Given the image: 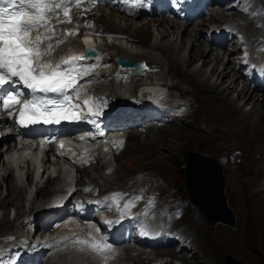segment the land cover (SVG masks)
Wrapping results in <instances>:
<instances>
[{"label": "rangeland", "instance_id": "rangeland-1", "mask_svg": "<svg viewBox=\"0 0 264 264\" xmlns=\"http://www.w3.org/2000/svg\"><path fill=\"white\" fill-rule=\"evenodd\" d=\"M110 11L107 10V12H104L102 10V13L105 15L107 13L115 15L116 23L115 18H113V21L111 23H106L111 27V30L113 28L112 23L118 25L120 29L127 28V24L129 20H131L130 17L127 18L121 15L115 9H113L111 12ZM99 12L101 13V11ZM102 18L104 21H106V18ZM150 19L152 18L135 17V19H133L132 21L133 23L135 22L136 25H140L141 23H144ZM177 23L179 22L177 21ZM206 23L203 24L202 30L204 31L207 28ZM192 28L194 27L187 26V30H191ZM153 34H158V30L155 29V33L149 31V33L144 35V38L142 39H134L131 37L128 38V36L126 35L116 38L106 36L101 40L99 39L98 43L105 46L104 48H106L111 55L125 56L121 53L128 52L135 55H140V57H143L142 59L147 60L149 64H158L161 67L160 73H165V79H160L159 76L157 78V81H161L163 85H171V95L183 93L184 95H187L191 101H193V112L195 111L194 113L192 112L193 115L187 117L185 122L183 119L181 121V123L183 124L179 123L175 126L163 127V129L167 131H162L163 133L165 132L167 136L169 135L168 137H170V135L172 134L173 139L174 132L176 133V130L172 129H179V132H181L180 137L182 139L185 138L184 140L187 139L188 145H186L180 153H178L175 148L165 147L162 149H158L156 151V154L147 156L144 155V152L147 148L143 146L141 147L142 150H140L139 153L134 151V142L136 141L137 137H134L133 135L137 132L130 131L128 132L129 135L127 133V145L120 154H115V157H113V155L111 154H108L106 157L103 156L98 162L99 164L93 165L97 166L98 168L86 169L76 174L70 168V166L60 160H58L57 164L55 163L54 165H52L49 170H44L43 173L42 167L39 168V171H37V165L40 162L41 156H36V147L34 148L33 144L31 148L27 150V152L29 153L27 156L29 159V168L30 171L33 172L26 177V163L23 162L22 158L18 159L15 157L19 155V153L16 152L15 149H10L11 146L17 141L12 137L9 138V140H7L5 143H3V141H0V202L3 201L4 198H8L9 202L11 201L16 203L17 201L15 199V193L21 192L23 194V204L19 210V215H16V211L12 208V206L9 205V207L7 208L5 219L2 221L3 213L2 209L0 208V232L20 229V227H22L21 221L23 219V216L26 214V216L24 217H30L36 211L35 209L33 213L29 212L30 201L33 197H36V183L39 178H41L40 183L41 181H44L47 174L53 169H55L56 171L55 173H53V175H59L58 178L53 180L54 183L50 188V190L52 189V191L62 187L64 190H66L65 184L69 183V179H67V177L69 178V175H74V177L76 175L75 178H79L80 182L83 183L86 182L87 179H91L93 183L100 184L101 187H105L106 189H113V187L122 186L125 187V184L130 181H134L132 185L140 181L146 182V180H149V178H151L152 181H157V177H159L161 179L159 182L162 181L159 190L163 193H165V191L168 192V194H164L165 197L170 196L169 192H175L176 194L174 195L180 196L191 205H189L190 208L178 221L175 227H182V229L192 237L191 238L190 236H187V238L191 240L190 243H192V248L181 253L180 251H176L175 248H169L168 250L170 251H168L167 249H163L154 251L155 254L161 252V254H170L173 256L174 250V253L177 255L176 258L179 259L174 261V263L176 264H224V254H229L235 259L246 264H264V193L261 194V192L263 191L262 189H264V164L260 168V165L258 163L253 164L249 162L251 158L258 161L262 160L259 157L264 158V155L258 153V151H260L264 154V119L255 127H252L250 125L249 122L254 118L256 119V111H253V108H251L252 102L249 100H247V104L245 105H242L243 102L241 99H238L237 101L238 104L241 105V108H243L242 110L249 113L247 117L237 115L227 118L228 116L226 111H220V113H222L219 115L214 113V110L211 111L212 108L215 107V104L213 102L209 104L208 100L203 98L204 90H197L196 83H194V80L189 79L190 74L188 73H191L194 70H203L201 71V73H205V75H207L210 67L208 66L200 69L201 60H196L190 63L185 46L182 47L179 53L181 56H184V64L182 66L178 65L177 68L175 67V69L173 70V68L168 67L167 64L163 65L162 62H166L164 61V59L170 60V56L165 54V52H161L160 50L152 47L151 41ZM170 38L172 40H175L176 37L171 36ZM199 39H201V42L203 41L201 36ZM216 51V49H213L211 52L215 54L217 53ZM211 54L210 57L212 56ZM222 56L226 61L223 59L220 62L219 66H222L223 63L230 65L229 60L226 59L225 53ZM126 57L129 58L128 56ZM172 64L176 66V63H174V61ZM180 68H183V70H178ZM184 70L188 71L187 74ZM184 75H188L189 82L183 79ZM214 80L215 77L214 79L210 78L209 81L212 82ZM228 81L229 80H227V82ZM235 86L236 88L238 86L240 87V80H237L235 82ZM103 90H111L112 92L122 93L128 91V88L120 89L115 87H105L103 88ZM252 93L256 94L254 92ZM231 96L235 97L236 92H233ZM262 98L263 97L261 96L260 100H262ZM250 110L252 111V113ZM219 116H222L221 120H218ZM181 119L182 118H179V120ZM204 123L210 126H206ZM157 130H159V128ZM249 133L252 134L253 138L257 140L258 147L253 145V147L246 152L245 148L232 144L235 138L240 139L241 142L245 143ZM144 136L145 135L142 134L141 139H146ZM146 136H148L147 133ZM169 139L171 138H167V140L161 143L160 146H165ZM32 141L33 140H31L30 142ZM189 150L212 156L217 159L218 162H224V165L222 166L225 179L224 194L226 196L227 205L230 207L235 216V224L233 226H229L223 223L210 225L203 218H201V214H199L198 212L199 210L197 211V208L194 207V205L188 199L184 188V182L186 179L185 153ZM235 150L243 151V155L240 156L242 158V161L235 163L229 162L228 164L224 161V158L227 159L228 155L234 153ZM165 155L167 157L171 156L173 159L167 158L165 159V164L159 163L155 165L156 157ZM49 161L52 162L53 159L49 158ZM103 163L109 164L110 167L115 171L112 174H108L105 176L103 171L105 172L106 170L101 169V164ZM2 164L8 165L7 168H9L10 170L9 175L11 177L6 174L7 177L5 179L3 178L4 174ZM100 170L102 171L100 172ZM140 171H148L147 174L149 175L145 176V178L134 180L133 176L131 175ZM153 173L155 176L153 175ZM120 176L122 177L120 178ZM153 176L155 180L152 178ZM45 183H47L46 185L50 186L48 181ZM46 185L44 186L45 189L47 188ZM9 186L12 187L11 195H7V188ZM149 187L150 184H146V189ZM252 192H257L260 198L255 199L252 195ZM47 196H49V198L51 199L53 197V192L42 194L41 196L37 195L38 198L42 199V201L37 202V204L44 206V202L46 200L45 198ZM195 221L196 224H194L193 226L192 222L194 223ZM190 251L193 254V257H190ZM137 252V250L132 249V251L129 252V259L128 257H126V260H128V262L124 264H131L139 259L143 260L144 264H149L150 259H145L147 255L136 256ZM179 257L185 260L183 261ZM57 259H59L60 264L92 263L91 260H89L88 255L75 253L72 251H69L67 254H60L59 256H57ZM171 263L173 264V262H170L169 264Z\"/></svg>", "mask_w": 264, "mask_h": 264}, {"label": "bare ground", "instance_id": "bare-ground-1", "mask_svg": "<svg viewBox=\"0 0 264 264\" xmlns=\"http://www.w3.org/2000/svg\"><path fill=\"white\" fill-rule=\"evenodd\" d=\"M143 1L144 2H149L151 4V6L155 7L156 9H158L159 3H160V0H143ZM250 1L252 2L253 6L258 7L261 0H250ZM211 3L212 2L210 0H207L204 3H202L199 8H204L207 5H211ZM105 4L107 5L108 2H106ZM219 9L220 8L217 7L216 11L219 10ZM247 9L249 10V9H255V8L248 7ZM102 10L104 12H107V10L108 11H110V10L112 11L113 8L109 7V8H102V9L99 10V11H101V13L98 12V14H97V16L95 18V22L96 23H100V25H97V30L98 31L122 34V35L128 36V38L131 37V38H134V39H137V38H141L142 39V38H144V35L149 33V31L155 33V29H156V30H158V34H153V36H152V41H151L152 47L155 48V49L160 50L161 52H165V54L170 56V60L163 58L164 61H166V62H162L163 65L167 64V66L168 67H172L173 70L175 69V67L177 68L178 65L182 66L184 64L183 63L184 56H181L179 53H180L182 47L185 46L186 49H187V54L189 56V62L190 63L193 62V61H196V60H201L200 69L203 68V67H208L209 66L210 69L208 70V74L207 75H205V73L204 74L201 73V71H203V70H201V71L200 70H194L191 73L188 72L187 70H184V71H186L185 72L186 74H187V72L190 74L189 75V79L194 80V83H196V85H197V87H196L197 90H204L203 98L207 99L209 104L212 103V102L215 104V107L212 108L211 111L214 110V113H216L217 115L222 113V112L220 113V111H226L227 112V116H228L227 118L232 117V116H237V115H240L242 117L243 116L247 117L249 113L244 112L242 110L243 108H241V105L238 104L237 101H238V99H241L242 102H243L242 105H245V104H247V100H249V101L252 102L251 108H253V111L254 110L256 111L255 112L256 113L255 114L256 115V119L255 118L252 119V121L249 122L250 125L252 127H255L257 124H260L262 122V120L264 119V90H260V89H252V90H250L243 83H241L240 87L238 86L239 88L238 87L236 88L235 82L237 80H239L240 76L237 73V71L234 70V64L231 65L230 58L229 57L226 58L227 60H229L230 65L229 64L227 65L226 63H223L222 66H219L220 62L224 59V57L220 56L218 51H216L217 53L213 54V52H211V51L214 49V47L205 44L204 41L201 42V39H199L200 36H201L202 40H203V37H204L201 34L202 28H203V24L206 23V21L211 22L210 20H206L205 18L201 19V20H197L194 25L190 26V27H194V28H192L191 30H187V25L186 24H182L180 21H178L179 23H177V20L169 19V18H166L164 16L152 18V19H150V20H148V21H146L144 23H141L140 25H136L135 22L133 23L132 20L135 19V17H130L131 20H129V22L127 24V28L120 29V27L118 25H115V24L112 23V27L113 28L111 30V27L109 25H107V24H109V23H111L113 21V18H115V15H113L111 13H109V14L107 13L105 15V14L102 13ZM238 12H239V9L235 8L233 10V12H232V15H230V18L234 19L235 21H238V19L234 18V15L237 14ZM198 14H199L198 11L193 13L192 18H194L196 16H199ZM102 17H104V19L106 18V21H104ZM127 18H129V17H127ZM237 18L245 20V18L242 15H241V17H237ZM258 19H259V23L258 24H264V16H259ZM115 23H116V18H115ZM241 25L243 26V28L247 32H252L253 30H256L258 28V25H255L254 23H251V22H248V21H247V24H246V21L241 22ZM158 28H160V29H158ZM171 36H173V37L175 36L176 37L175 40H172L170 38ZM91 40L95 42V39L92 38ZM129 40H131V39H129ZM121 54H123L125 56H128L129 58H131L132 60H135V61L140 60V59L143 58V57H140V55H135L133 53H128V52L127 53H123L122 52ZM210 54L212 55L211 57H210ZM171 59H172V61H171ZM108 60H110V59H108ZM173 61H174V63H176V66L172 64ZM156 63H159V62H156ZM181 69L183 70V68H180L178 70H181ZM128 70H130V69H123V68L114 69V71H115L114 78L112 77L111 79H108L107 82H109V83H107L106 85H109V86H107V87H115V88L118 87L120 89L128 88V92H131V91L135 92V90H137V88H136L137 85H138V87H140V86H144V85H147V84L148 85L153 84L152 81H151L152 79H150V78L149 79H145V81L142 80L143 82L140 81L142 83L139 82L140 77H144L145 76L144 78H147V75H148L147 73L149 71H147L143 76H140V75H137V74L134 75V76H131V75H133V73H131ZM112 71H113V68L110 69V73H112ZM114 71H113V73H114ZM121 74H126L127 78L121 79V77H122ZM214 77H215V80L210 82L209 81L210 78L214 79ZM157 78L158 77H155V80H157ZM160 79H165V73L164 74L160 73ZM183 79L186 80L187 82H189L188 75H184ZM227 80H229V81L227 82ZM116 81H117V83L114 84ZM138 83H140V84H138ZM164 85H166L168 87V89L171 88V85H168V84H164ZM108 92L112 93L111 90L108 91ZM233 92H236V96L235 97L231 96V94ZM252 92H254L256 94H253ZM181 94H183V93H181ZM261 96L263 97L262 100H260ZM193 113L191 115H193ZM251 113H252V111H251ZM184 117H181V118H184ZM221 119H222V116H219L218 120H221ZM204 124L206 126H210V125H208L206 123H204ZM158 128H159V130H157ZM164 130L165 129H163V127H156V126H149L145 133H139L136 130H130V131H136L137 132V133H135L133 135L134 137H137L136 141L134 142V151L139 153V151L142 150L141 147L143 146V147L147 148L145 150V152H144V155H147V156L156 154V151L158 149H162V148H165V147H167V148H175V150L178 151V153L182 152V149H184L185 146L188 145V144H187V139L184 140L185 138L182 139L180 137V133L181 132H179V129L178 130L177 129H172V130H176V133L174 132V138L175 139L174 138L172 139V134L170 135V137H168L169 135L167 136L165 134V132L163 133L162 131H164ZM0 131H1V129H0ZM130 131H128V132H130ZM165 131H167V130H165ZM146 133L148 134V136H146ZM167 133H169V132H167ZM142 134L145 135L144 137L146 139H141L142 138L141 137ZM128 135H129V133H128ZM196 135H198V134H196ZM9 138H11V136L5 135L0 141H3V143H5L7 140H9ZM167 138H171V139L168 140V142L166 143L165 146L164 145L160 146V144L165 142L167 140ZM33 142L32 143L30 142L29 144H22V142H20V143L15 142L10 148V149H15V151L19 153V155H17L18 157L15 156L16 158H18V159L22 158L23 162L26 163V167H27L26 171H25L26 177L29 176L33 172V171L32 172L30 171L29 159L27 157L28 154H29L27 152V150L31 148ZM257 143H258L257 140L255 138H253V135L250 134V133L247 136V140H246L245 143L241 142V140L237 139V138H235L234 141L232 142L233 145L245 148L246 152H247V150L251 149L253 147V145L258 147ZM95 151L98 154L100 153L99 148L96 149ZM108 153L113 155V157H115L113 152L109 151ZM258 153H260L261 155H264L260 151H258ZM167 158L168 159L169 158L173 159L171 156L167 157L166 155L165 156L156 157L155 165H157L159 163L165 164V162H166L165 159H167ZM52 159L55 162H53V161L50 162L49 158H48V156L46 154L44 156H42L40 158V162L38 161L39 163L37 165V167H38L37 171H39V168L42 167L43 168L42 173H43L44 170L45 171H46V169L49 170V168L52 167V165H54L55 163L56 164L58 163V159L59 158H55V159L52 158ZM261 159H262L261 161H258V160H254L253 158H251L249 162H251L253 164L254 163H258L260 165V168H261V166L264 164V158L261 157ZM100 160L101 159H98L96 161V164H99L98 162ZM224 161L229 164V160L228 159H226V160L224 159ZM47 162H48V165H47ZM218 164L222 168V166L224 165V162L219 161ZM81 166H82V168H81ZM7 167H8L7 164H2V169H3V174H4V175L3 174L2 175H3L4 179L7 177L6 174L9 175V172H10L9 168H7ZM72 168L74 169V172L77 174V173H79L81 171H84L86 169H94V168H98V167L97 166H93V163H92L90 166L79 165V166H73ZM101 169H104V170L108 169V173H105L103 171L105 176L108 175V174L110 175V174H112L115 171L107 163L101 164ZM101 171L102 170H100V172ZM55 172H56L55 169H53L47 174V176L44 179V181H41V183H40V179L41 178H39V180H38L39 182L37 181L36 189H35L36 197L32 198V200L30 201V205H29V207H30L29 208V212L30 213H33V211L35 209H36V211L30 217L35 216V214L38 211L45 210L44 206H41V205L37 204V202L42 201V199L38 198L37 195L41 196L42 194H47L49 192L50 193L53 192V197H55V198L64 197L65 199H69V196H66V193H67L68 190H64L63 187L59 188V189H55L54 191H52V189L50 190L52 184L54 183L53 180L58 178V175H59V174L53 175V173H55ZM139 173L140 172H136V173L131 175V176H133L134 180L135 179H142V178H139L138 176L137 177L135 176V175H137ZM150 174H152V173H150ZM147 175H149V174H146L145 176H147ZM153 175H154V173H153ZM145 176L143 178H145ZM154 176L152 177L153 179H154ZM75 177H76V175H75ZM75 177H69V178L67 177V179H69V183L65 184V186H72L73 183L82 184V182H80V179L79 178H75ZM121 177L122 176H120V178ZM47 181L50 184V186L46 185L47 183H45V182H47ZM86 182L93 183L91 179H87ZM133 182L134 181H130V182L126 183L125 187L128 188V189L139 188L141 191L150 190V189L158 190L160 195H161V197H164V198H165L164 194H168L167 191H165V193L160 191L159 187H161V186L156 183V180L152 181L151 178H149V180H146L147 183L144 182V181H140V182H137L136 184L132 185ZM145 183L146 184H150V187L146 189V184ZM45 185L47 186L46 189L44 188ZM95 185L101 186L100 184H97V183ZM162 188H164V187H162ZM103 189L104 190H111L110 188L106 189L105 187ZM113 189H122V188L121 187H113ZM123 189L127 190L125 188H123ZM262 190L263 191L261 192V194L264 193V189H262ZM11 193H12V187L9 186L7 188V195H11ZM169 194H170V192H169ZM252 195L254 196L255 199L260 198V196L258 195L257 192H252ZM15 199L17 201L16 203L11 202V201L9 202L8 198H4V200L0 202V208L2 209V213H3L2 221L5 219V215L7 214V208L9 207V205L12 206V208L16 211V215L20 214L19 210H20V208H21V206L23 204V194L21 192H16L15 193ZM45 199H46L45 202H44L45 204L47 202H49V200H51L49 198V196H47ZM197 211H198V209H197ZM199 214H200V212H199ZM24 216H26V214ZM30 217L28 216L27 218H30ZM23 218H26V217H23ZM201 218H203V217L201 216ZM192 224L194 226V224H196V221L194 223L192 222ZM190 244L192 245V243H190ZM186 248L185 247L181 248V250L182 249H186ZM114 249L118 250L116 263H118V264L127 263L128 260H126V257H128V259H129V256H130L129 252L132 251L133 248H128V247L117 248V247H115ZM133 250H137V249H133ZM168 251H170V250H168ZM189 253H191V251ZM107 254L108 255L112 254V251L111 250L107 251ZM152 254L155 255V256L160 255V258H163V257L170 258V261L166 262L165 264H169L170 262H173V264H175L174 261L179 260V259L176 258L177 255L174 253V250H173V256L170 255V254L164 255V254H161V252L155 254L154 251H146V250H142V251L139 250L137 252L136 256L137 255H147L145 257V259H149L148 256L152 255ZM191 256L193 257L192 253H191ZM180 259H182L183 261L185 260L183 258H180ZM150 261H152V260H150ZM131 264H144V262H143V260L139 259V260H136V262H133ZM184 264H186V263H184Z\"/></svg>", "mask_w": 264, "mask_h": 264}, {"label": "snow or ice", "instance_id": "snow-or-ice-1", "mask_svg": "<svg viewBox=\"0 0 264 264\" xmlns=\"http://www.w3.org/2000/svg\"><path fill=\"white\" fill-rule=\"evenodd\" d=\"M96 2L98 0H87L89 4ZM133 2L142 3V0H133ZM84 3L85 0H58V2L57 0H0V110H7L13 104L19 103L20 94L11 86L22 83L30 90L32 99L26 100L21 105L17 121L20 125L59 124L61 121H77L86 118L79 106L73 104L69 90L78 92V81L90 74L91 69L84 67L81 62L94 54L95 48L89 47L84 56L69 57L50 71H45V66L37 65L33 59L47 55L53 50L52 44L42 47L44 39H51L57 34L50 23L52 18L62 14L65 21H57V23H71L70 4L80 7ZM88 10L90 9H84L85 12ZM243 11L247 12L248 9L245 7ZM40 27H45V31L32 37L33 30ZM75 34H78V28L66 30L64 33L65 36ZM63 42L58 40L57 44ZM38 67L39 71H37ZM5 85L9 88H4ZM49 93H54L56 96L49 97L47 95ZM90 103V101H84V104L89 106V115H99L98 112L91 111ZM8 115L11 117L13 113L9 112ZM124 195V193L112 194L118 211L121 210L118 201L123 199ZM141 199H143L142 196L129 198L125 201L123 209L127 210ZM152 204L153 200H148V205ZM115 222L118 221H106V223ZM82 242L87 243L97 252L111 248L104 237L95 242ZM0 264L3 262L0 261Z\"/></svg>", "mask_w": 264, "mask_h": 264}, {"label": "water", "instance_id": "water-1", "mask_svg": "<svg viewBox=\"0 0 264 264\" xmlns=\"http://www.w3.org/2000/svg\"><path fill=\"white\" fill-rule=\"evenodd\" d=\"M118 62L137 67L135 62L123 56L118 57ZM185 158L184 186L189 199L209 224L221 222L233 226L235 216L226 203L225 179L217 159L195 151H187ZM223 259L224 264H246L229 254H224Z\"/></svg>", "mask_w": 264, "mask_h": 264}]
</instances>
